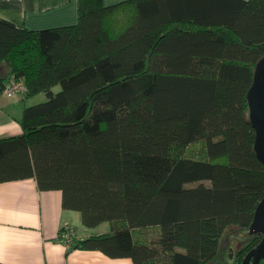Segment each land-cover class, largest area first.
Listing matches in <instances>:
<instances>
[{"label":"trees","instance_id":"trees-1","mask_svg":"<svg viewBox=\"0 0 264 264\" xmlns=\"http://www.w3.org/2000/svg\"><path fill=\"white\" fill-rule=\"evenodd\" d=\"M78 4L71 26L0 20L9 68L0 96L12 77L25 80L26 99L47 96L25 108L21 135L0 138V183L35 178L42 191H62L86 228L110 224L76 249L133 264H242L260 236L220 255L228 231L249 230L264 195L247 99L264 56V0L241 3L248 31L225 25L252 35L234 54L180 43L152 0ZM131 4L135 16L121 19ZM198 142L201 157H190Z\"/></svg>","mask_w":264,"mask_h":264},{"label":"crops","instance_id":"crops-1","mask_svg":"<svg viewBox=\"0 0 264 264\" xmlns=\"http://www.w3.org/2000/svg\"><path fill=\"white\" fill-rule=\"evenodd\" d=\"M104 1L107 6H117L130 0ZM152 1L158 4L156 18L164 23L172 20V28H180L177 35L185 38L180 40L182 44L192 43L199 48L224 45V54H234L242 49L240 42L246 43L252 36L243 39L225 26L248 31L249 20L242 19L240 12L244 8L241 3L251 0ZM78 3L79 0H0V20L34 31L71 26L79 21ZM130 13L135 16L136 4L122 9L121 19L128 20ZM206 19L214 25H208ZM217 23L220 25L216 27ZM220 40L224 43L216 44ZM8 71V66L0 63V75L6 76ZM59 89L54 88V92ZM46 100L45 94L29 99L0 96V138L21 135L25 108ZM66 226L75 228L83 240L106 233L98 232L101 226L86 228L79 212L64 208L62 191H42L35 178L0 183V264H133L130 258L112 259L99 251L62 244L60 234Z\"/></svg>","mask_w":264,"mask_h":264},{"label":"water","instance_id":"water-1","mask_svg":"<svg viewBox=\"0 0 264 264\" xmlns=\"http://www.w3.org/2000/svg\"><path fill=\"white\" fill-rule=\"evenodd\" d=\"M247 99L249 121L255 130V153L264 165V56L256 65L253 84L248 91ZM249 234L260 236L261 240L250 250L242 264H264V195L255 212Z\"/></svg>","mask_w":264,"mask_h":264},{"label":"rangeland","instance_id":"rangeland-1","mask_svg":"<svg viewBox=\"0 0 264 264\" xmlns=\"http://www.w3.org/2000/svg\"><path fill=\"white\" fill-rule=\"evenodd\" d=\"M204 144L205 143H203V142H198V143L191 145L187 150V154L193 158H200L202 155V150L205 149ZM202 183H204L205 185H208V186L211 185V183L209 181H204ZM198 185H200V183H192V184H189L188 187H196ZM100 226L101 227H99L98 232H109V230L111 229L110 224L107 222L103 223ZM67 228H68V226L62 228V230L67 229ZM151 232H152V234H156V231L151 230ZM225 238H228V240L223 241L220 259L224 256V254L227 250V247L232 246V248H234L236 251H238L242 245H245L246 243L251 241L253 236L249 234L248 229L232 228L230 231L227 232V234L225 235ZM78 241L81 242V241H83V239L78 238V235L76 232V236L73 238V242L71 240L70 247L74 248V246L76 245V243ZM64 245H66V244H64Z\"/></svg>","mask_w":264,"mask_h":264},{"label":"built area","instance_id":"built-area-1","mask_svg":"<svg viewBox=\"0 0 264 264\" xmlns=\"http://www.w3.org/2000/svg\"><path fill=\"white\" fill-rule=\"evenodd\" d=\"M27 85L23 78H10L5 86L3 95L7 98H16L19 96H25L27 94ZM76 236V230L73 227H68L61 231L60 241L68 246L71 245V240Z\"/></svg>","mask_w":264,"mask_h":264}]
</instances>
